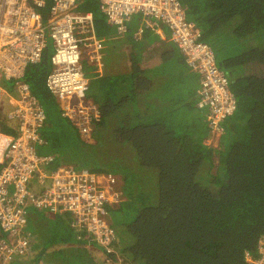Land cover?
<instances>
[{
    "label": "trees",
    "instance_id": "1",
    "mask_svg": "<svg viewBox=\"0 0 264 264\" xmlns=\"http://www.w3.org/2000/svg\"><path fill=\"white\" fill-rule=\"evenodd\" d=\"M180 1L201 38L214 49L236 98V110L223 122L216 145L206 142L210 127L204 107L189 106L178 113L125 108L138 95L134 74L128 86L122 83L120 94L106 90L103 103L96 105L99 117L91 134L95 142L86 141L65 117L62 121L44 85L49 46L40 60L26 67L25 79L46 113L41 129L44 143L37 144L38 152L54 156L46 169L63 159L78 168L117 172L123 179L122 196L109 207L116 251L108 253L93 241L90 245L101 250L98 254L86 240L75 237L80 231L72 228L66 241L75 245L62 250L54 261L65 255L64 261L75 264H249L245 252L257 253L264 235V0ZM97 6L98 0H80L76 9L92 11L100 26L103 19ZM90 68L85 66L87 75L94 73ZM129 88L134 92L127 98ZM92 89L93 80L90 93ZM110 119H115L112 134ZM4 124L2 131H15ZM106 137L113 138L115 149L110 164L94 165L85 148L99 146L107 158ZM127 143L129 148L119 147ZM131 151L142 167L154 169V177L140 178L124 161L122 154ZM29 252L28 246L16 258L28 260Z\"/></svg>",
    "mask_w": 264,
    "mask_h": 264
},
{
    "label": "built area",
    "instance_id": "2",
    "mask_svg": "<svg viewBox=\"0 0 264 264\" xmlns=\"http://www.w3.org/2000/svg\"><path fill=\"white\" fill-rule=\"evenodd\" d=\"M80 0H0V101L12 105L10 115L16 131L0 130V261L7 262L29 246L25 233L30 206L51 214H70V226L89 245L95 241L108 252H115L117 234L109 219V207L121 193L114 186L112 173L87 167L59 164L50 153H40L44 143L41 129L46 113L30 83L26 67L40 60L51 40L50 69L44 85L62 104V113L85 139L98 117L96 106L85 100L89 78L83 68V48L91 59H101V43L93 33V13L77 10ZM106 20L119 33L126 31V20L141 13L146 21L159 20L170 30L171 38L187 63L198 73L197 105L207 110L206 119L213 134H222L223 122L237 107L229 79L219 67L212 46L201 38V31L188 19L180 0H98ZM5 81L17 90L13 96ZM34 179L35 183H31ZM249 264H264V235L257 253L248 251Z\"/></svg>",
    "mask_w": 264,
    "mask_h": 264
},
{
    "label": "crops",
    "instance_id": "3",
    "mask_svg": "<svg viewBox=\"0 0 264 264\" xmlns=\"http://www.w3.org/2000/svg\"><path fill=\"white\" fill-rule=\"evenodd\" d=\"M99 13L103 23L98 26L93 13V33L101 43L99 49L101 59L99 62L91 59L86 47L82 52L84 62L94 72L93 75H87L89 87L85 93L86 101L96 106L103 103L101 97L106 94V90L110 94H120L122 83L128 86L130 74H134L135 78L132 80L135 90L132 87L131 89L138 95L133 96L125 108H139L147 113H178L189 109V106L199 108L197 105L199 75L185 60L164 22L153 19L148 23L141 13H134L126 20V31L119 33L116 26L106 20L100 8ZM91 80H93L92 94L89 90ZM5 84L10 93L16 96L17 90L12 82L5 81ZM134 91H130L129 88V93H126L127 98ZM50 95L57 104L54 109L62 111L60 100ZM11 109L12 105L4 97L0 101V127L5 122V126L16 131L17 121L10 115ZM203 113L205 114L204 111ZM60 115L63 117V122L65 117L69 126L76 128L64 114L60 112ZM221 135L210 131L206 142L216 145ZM59 164L72 165L63 159L59 160L57 165ZM31 183L34 184L35 180L32 179ZM70 218L68 213L54 215L32 206L28 208L25 233L29 240V253H31L28 257L29 262H38L41 257L52 259L59 256L63 250L64 232L72 230ZM50 245L52 248H55V245L58 246L54 249L57 251L43 250ZM16 257L17 255L8 263L0 261V264H26V259Z\"/></svg>",
    "mask_w": 264,
    "mask_h": 264
},
{
    "label": "rangeland",
    "instance_id": "4",
    "mask_svg": "<svg viewBox=\"0 0 264 264\" xmlns=\"http://www.w3.org/2000/svg\"><path fill=\"white\" fill-rule=\"evenodd\" d=\"M97 12H98V6H97ZM102 14V13H101ZM47 41H48V45H49V53H51V51H52V49H51V40L48 38L47 39ZM49 64H50V62H49ZM85 66L86 67H88L87 65H86V63L83 61V68L85 69ZM60 112L62 113V111L60 110ZM63 114V113H62ZM69 120V119H68ZM115 121V119H110V121L107 123L108 124V130H109V134H112L113 133V124L115 123L114 122ZM73 124V123H72ZM75 126V125H74ZM94 127H95V125H94V122L91 124V131H90V137L92 138V136H91V134H92V132H93V130H94ZM112 129V130H111ZM100 132H102V130H100ZM82 136V135H81ZM89 139V141L90 142H95V139ZM113 138L112 137H106V140H104V147L105 148H107V149H104V150H107V154H108V156H107V158H103L102 157V155H104V152H103V149H100V147L99 146H91V147H87V148H85V150L87 149V152H89L90 153V155H91V159L89 158V160L91 161H93L92 163H94V165H96L97 164V166H102V164L103 165H109L110 164V162H108V160H110V159H112V155H110L111 153H114L115 152V149H114V144H112L113 142ZM87 143H89V142H87ZM90 144H94V143H90ZM125 146L126 147H128L129 148V146H130V144L129 143H127V144H121L119 147H121V148H125ZM122 154V153H121ZM125 156V159L126 160H124V161H127L128 163H129V165L131 166V167H134L135 168V170L138 172V174H139V177L140 178H144V177H146L148 174H150L152 177H154V174H155V171H154V169H152L151 167H146V166H144V167H142L143 165H141V164H139V162H138V160L136 159V157H135V154H134V152H132L131 151V153H125V154H122V157H124ZM99 159L102 161V162H99ZM106 159V160H105ZM215 160H217V158L215 159ZM116 161H117V159H116ZM120 161H121V159H120ZM122 162H123V160H122ZM90 164H91V162H90ZM103 173V172H102ZM112 174H113V176H114V186H115V188L117 189V190H119L120 191V193H121V185H122V182H123V179H122V177L116 172V173H113V172H111ZM153 183V182H152ZM122 196V195H121ZM67 233L68 232H64V244H63V247H62V249L65 251L67 248H69V247H71V246H74L75 244H73V243H71V242H68V241H66V238H67ZM78 235L76 234L75 235V237H77ZM89 246V248H91L92 250H95V252H97L98 254L99 253H101V250H99L98 249V247L96 246V245H88ZM56 247H58V246H56L55 245V248H52V246L50 245V246H47L46 248H45V252H50V251H52V250H54V249H56ZM59 250V249H58ZM55 251H57V250H54V252ZM101 255V254H100ZM46 257H48V256H46ZM116 258H117V261L119 262V261H121V259H122V261H123V258L121 257V256H116ZM64 259H66V256L64 255V258L62 259V260H52V259H50V258H40V260H38V262H32V261H26V264H75L74 262H70V263H68L67 261H64ZM64 261V262H63Z\"/></svg>",
    "mask_w": 264,
    "mask_h": 264
},
{
    "label": "bare ground",
    "instance_id": "5",
    "mask_svg": "<svg viewBox=\"0 0 264 264\" xmlns=\"http://www.w3.org/2000/svg\"><path fill=\"white\" fill-rule=\"evenodd\" d=\"M1 234V233H0Z\"/></svg>",
    "mask_w": 264,
    "mask_h": 264
}]
</instances>
